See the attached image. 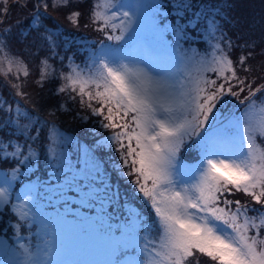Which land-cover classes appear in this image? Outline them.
<instances>
[{
    "label": "snow or ice",
    "instance_id": "1",
    "mask_svg": "<svg viewBox=\"0 0 264 264\" xmlns=\"http://www.w3.org/2000/svg\"><path fill=\"white\" fill-rule=\"evenodd\" d=\"M81 2L12 0L32 6L14 32L3 26L9 0H0V74H30L13 41L37 55L46 49L36 83L58 81L55 95L65 94L48 115L73 113L82 125L68 136L29 110L20 83L8 81L23 103L0 94V165H11L0 167V216L16 217L14 243L0 240V264H264V83L253 87L247 63L256 40L229 37L231 6L212 0H91L98 41L49 25L51 7L68 9L78 27ZM75 46H87L82 63L59 55ZM236 48L250 50L234 60ZM42 134L65 214L43 210L36 184L14 190L39 161ZM70 143L82 149V167L66 159ZM182 150L197 162L185 163ZM236 193L252 206L229 198ZM68 213L80 228L69 227Z\"/></svg>",
    "mask_w": 264,
    "mask_h": 264
},
{
    "label": "trees",
    "instance_id": "2",
    "mask_svg": "<svg viewBox=\"0 0 264 264\" xmlns=\"http://www.w3.org/2000/svg\"><path fill=\"white\" fill-rule=\"evenodd\" d=\"M230 1H234V3L237 5V6H235L237 9V14L239 16H241V19H243L241 21V23H243V26H246L248 28V29H242V30L238 31V33H236L235 37L243 36L245 39H254L257 42V47L254 50V57L247 62L248 64L251 65V68H252L251 74L249 75L248 73H242V72L240 74L242 77L245 75H249V79L255 80L253 87H256L258 84L264 83V72H263L264 65L261 69H257L256 67L253 66V64H255V62H259V60H256L255 58H258V55L260 53L264 55V52H263L264 40L261 39V35L264 34V29L262 27H260V24H259V21H262L264 23V2L262 5L261 3L259 4V2H257L256 0H226L227 3ZM212 2L220 4V3L225 2V0H212ZM90 4H91V0H87L85 2V6L83 4V6H84L83 11L89 13ZM9 6H10L11 10L7 14V16L5 18V22L7 23V25H12V23H11L12 21L16 22V23L19 22V25L16 26L17 30H18V27L23 26L24 24H27L28 19L30 18L32 6H31V4H29V7L27 9H21L19 7L13 6L12 1L9 2ZM235 7L233 6V7L227 8V9H225V11L228 14L229 13L228 11L234 10ZM80 9L82 10V5L80 6ZM66 10L68 11V9H62V10L58 11L59 14H57L56 10L52 9L50 7L49 13L52 16V20L48 21L49 25L51 26L53 23H55V21L59 22L63 25L62 28L64 30H66L67 32L75 33L81 37L88 36V37H90L91 41H98L99 39L103 38L102 33L94 30L95 27H92V30L89 31L88 33H82L81 29L79 27L73 26L66 19V13H67ZM54 14H57V16ZM229 15H230V13H229ZM80 21H81V23H80V27H81L82 25H84V23H83V19H80ZM89 23H90V21H89ZM233 24H236V23L233 22ZM13 43H14L13 44V50L17 47L16 53L21 55L24 59H26V61H30L31 58L33 57V55H36L33 57V60L31 61V64H33V67H32L33 72L27 77V80L23 79V81H25L24 86H25L26 91L36 93V92L47 89L49 94H50L51 90H53L54 97L53 98L51 97L52 99L50 101V106L51 105H54V106L53 107H47L48 112L46 111L44 116L41 114L39 116H41L47 120L55 119V122L57 123V125L67 135H74V134L77 135L80 132V128L82 127V125H81V122L73 115V113L57 112L55 118L50 117L48 115L49 111L52 110L57 105L58 102L62 101L65 98V94H60V96L55 95V87L57 86L58 81H45L43 88H41L36 83V80L39 79V73H37V71L34 69V64L37 63V61L41 57H43L44 55L47 54V50L42 49L40 51L39 55H37L35 53V50H25L24 45H21L15 41ZM73 49L74 50L77 49V46L73 47ZM249 50L250 49H240V54H241V51H244L245 53H247V51H249ZM58 51H59V53L62 52L61 49ZM62 53H64L63 56H65V55L69 56V55H72V53L74 54V52H71V51H68L66 53L64 50ZM240 54H238V56ZM74 57H75V55H74ZM76 57L77 58L79 57V59L82 60V58L84 56L81 52H77ZM34 61H35V63H34ZM54 63L58 69L60 66L61 67L63 66V65H61V63L58 59H56L54 61ZM262 63L264 64V58H263L261 64ZM245 94H246V92L242 93L241 98ZM4 95L9 97V93L7 91H5ZM257 95L260 96L259 93ZM234 99L235 98H233V100ZM35 100L37 102V98H35ZM52 100H55V101H52ZM69 103H71V102H69ZM37 104L38 105H36V106L40 107V108L42 107V110L44 111L43 105H41L38 102H37ZM75 110H77V109H74V111ZM84 140L87 141V138L83 139V141ZM83 141H81V142H83ZM261 141L264 145V139H261ZM47 143H48L47 140L43 138V134H42L40 141H38V142L36 141L34 144V147L38 151L42 146L47 145ZM39 145H41V146L38 148ZM81 155H83L82 151L79 153V155H77V161L75 160L73 165L77 164L78 161H79L80 166L82 165V162H83L82 157L83 156L81 157ZM191 157H192V153H190L187 157L183 156V159L187 163H196L197 161L193 160ZM0 166L3 168H8L11 165L3 164ZM54 166H55V164H53V163L52 164L47 163L45 165V164H43V162L39 161L38 167L36 168L35 166H33V168H32V171L35 170V173L33 174V172L31 171V173H29L31 175L24 177L22 179V182H17L20 185V187H16L14 185V190L19 191L23 187V184H26L28 182L38 184L39 186H37V191H39V193H38L39 200L44 202V204L46 205V209L52 210L55 205L58 207H61V202L57 198L53 197V193L51 191V188L54 187V184H55V181L51 179L52 173L54 170ZM240 194H243V193H240ZM50 197H53V198L50 200L49 199ZM229 198L233 199V200L239 199V200H241L242 203L247 202L249 205H252V201H251L250 197L245 196V195L243 197H239V193H236L234 196H231ZM81 211L83 213L89 214V216H93L95 213H97V211L95 209H93V210L81 209ZM111 223L115 224V223H117V221L114 219L113 221H111ZM261 234L264 235V231H262ZM201 264H209L207 258L202 257L201 258Z\"/></svg>",
    "mask_w": 264,
    "mask_h": 264
},
{
    "label": "rangeland",
    "instance_id": "3",
    "mask_svg": "<svg viewBox=\"0 0 264 264\" xmlns=\"http://www.w3.org/2000/svg\"><path fill=\"white\" fill-rule=\"evenodd\" d=\"M12 0H9V2H11ZM87 0H82V2L78 5V7H79V9H80V6L82 5V13H83V15H82V17L80 18V19H83V23H84V25H82L81 27H80V23H81V21H80V23H79V28L81 29V32L82 33H88L89 31H91L92 30V27H95V25H92V23H91V21L89 20V18H88V13L87 12H85V11H83V7L85 6V2H86ZM257 2H259V4L261 3L262 5H263V2H264V0H256ZM225 2H226V0H225ZM225 2H223V3H225ZM49 3H50V0H49ZM227 3V2H226ZM83 4H84V6H83ZM228 5H230L231 7H235V6H237L235 3H234V1H230V2H228L227 3ZM56 10V13L57 14H59L58 13V11H60V10H62V9H55ZM67 11V10H66ZM229 13H230V15H229V13H228V16H229V18L230 19H232V24L231 25H228V24H226L225 25V31L228 33V36L229 37H231L233 40H236V37H235V35H236V33H238V31H240V30H242V29H248L246 26H243V23H241V21L243 20V19H241V16H239L238 14H237V9H236V7H235V9L234 10H230V11H228ZM57 14H54V15H56L57 16ZM89 21H90V23H89ZM233 22H235L236 24H233ZM12 23V27H13V31L15 30V31H17V25H18V23H16V22H11ZM55 23L56 24H58V25H60V26H63L61 23H59V22H56L55 21ZM88 25V27H85V25ZM259 24H260V27H262L263 29H264V23L262 22V21H259ZM7 25V23L6 22H4V25L3 26H6ZM3 26H0V27H3ZM14 31V32H15ZM85 38H88L90 41H91V39H90V37H88V36H85ZM14 42V41H13ZM14 44V43H13ZM193 46H195V47H200L201 48V50H203V45L202 44H196V45H193ZM86 47L87 46H77V49H73L72 48V50H71V52H74V54L72 53V55H69V56H73L74 57V55H75V57L74 58H76L75 60H76V63H82L83 62V60H85L86 58H87V51H86ZM60 50V49H59ZM17 51V47L14 49V52H16ZM61 51L63 52V49H61ZM62 52H60L59 53V55L60 56H63L64 55V53H62ZM77 52H81L82 54H83V58H82V60L81 59H79V57L77 58L76 57V55H77ZM238 52V53H237ZM263 52H264V49H263ZM238 54H240V49L239 48H236V49H234L233 50V52L231 53V55H232V57H233V59L235 60L236 58H237V56H238ZM34 56H36V55H33V57ZM33 57L31 58V60L30 61H26V59H24L23 57V59L25 60V62L26 63H28V65H29V73L31 74L32 72H33V64H31V61L33 60ZM263 58H264V55L263 54H259L258 55V58H255L256 60H259V62H255V64H253V66L254 67H256L257 69H261L262 67H263V63L261 64V62H262V60H263ZM34 63H35V61H34ZM67 64V61H65V65ZM65 65H63L62 67H64V70L65 71H67V68L65 67ZM37 68V69H36ZM59 68H61V66L59 67ZM34 69L37 71V73H39V60L37 61V63H35L34 64ZM264 69V68H263ZM263 72H264V70H263ZM29 74V75H30ZM239 74H241V73H239ZM22 79V80H21ZM23 79L24 80H27V77H24L22 74L20 75V79L17 81V80H15V78H14V76H12L11 74L8 76V77H5V76H3L2 74H0V94H2L4 97H5V99H15V100H21V98L20 97H18V96H15V97H13L11 94L15 91L14 89H12L11 87H10V84L8 83V81L9 80H11L12 82H15V83H20L21 84V90L22 91H25V92H27V93H29L30 94V97H31V103H29V104H27V105H25V107H29V110H35L36 111V114L37 115H45V113H46V111H47V107H53L54 105H51L50 106V101H51V99L54 97V95H53V90H51V93L49 94V92H48V90L47 89H45V90H42V91H39V92H36V93H33V92H29V91H26V89H25V81H23ZM5 91H7L8 93H9V97H7V96H5L4 94H5ZM52 97V98H51ZM35 98H37V102L38 103H40L41 105H43V109H44V111L42 110V107L40 108V107H37L36 105H38L37 104V102H36V100H35ZM52 101H55V100H52ZM21 103H23V101L21 100ZM35 105V109H33L32 108V105ZM231 106V105H230ZM41 109V110H40ZM48 112V111H47ZM81 129V128H80ZM76 131V130H75ZM74 135H76V134H74ZM74 135H68V136H74ZM38 141H40V139L39 140H37V142ZM83 141V140H82ZM257 142L262 146V147H264V145H263V143H262V141H261V138L258 136L257 137ZM82 144L83 143H87V141H83V142H81ZM41 145H39L38 146V148L40 147ZM46 148H47V145H45V146H42L39 150H38V152H40L41 153V156H40V159H39V161L40 162H43V164H47V163H49V164H55V162L48 156V154H47V151H46ZM82 151V149L80 148V147H78V145L77 144H75V143H70V144H65L64 145V153H65V156H66V159L68 160V161H70L72 164H74V162H75V160L77 161V155H79V153ZM83 152V151H82ZM191 153V151H188V152H185L184 150H182L181 151V157L183 158V156H188L189 154ZM83 155H81V157H82ZM82 159H83V157H82ZM39 161L38 162H34L33 163V166H35L36 168L38 167V164H39ZM185 163H187V162H185ZM33 166H32V168H33ZM83 166V162H82V165H81V167ZM1 167V166H0ZM33 172V174L35 173V170L34 171H32ZM29 173H31V172H29ZM28 173V175H31V174H29ZM27 175V176H28ZM35 184V183H34ZM37 186H39L38 184H36ZM37 193H39V191H37ZM244 195L243 194H240L239 193V197H243ZM39 197V196H38ZM40 203H41V205H42V207H43V210L46 212V213H49V214H51V215H53V216H55L56 215V213L57 212H60L61 214H65L64 213V209L62 208V207H58V206H54L53 207V209L51 210V209H46V205L44 204V202L43 201H40ZM58 203V202H57ZM59 204V203H58ZM250 206H252V205H250ZM74 211V210H73ZM81 213L83 214V215H87V216H89V214H86V213H83L82 211H81ZM249 215H255V213H249ZM96 216H97V213H95L93 216H90V217H92L93 219H95L96 218ZM66 219L68 220V221H70L71 222V224L69 225V227L70 228H73V229H77V228H80L81 227V224H80V219H79V217H77V216H74L72 213H68V214H66ZM16 222V217L14 216V215H12L9 211H7V210H5V212H4V214L2 215V216H0V228H6L7 229V231L6 232H4V233H0V240H7L8 241V243L9 244H12V243H14V240H15V236L13 235V229L11 228V224H13V223H15Z\"/></svg>",
    "mask_w": 264,
    "mask_h": 264
}]
</instances>
